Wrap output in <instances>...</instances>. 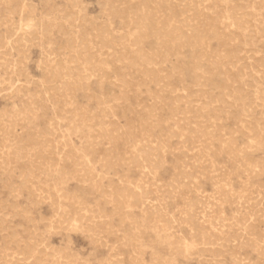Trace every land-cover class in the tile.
Listing matches in <instances>:
<instances>
[{
	"label": "rangeland",
	"instance_id": "rangeland-1",
	"mask_svg": "<svg viewBox=\"0 0 264 264\" xmlns=\"http://www.w3.org/2000/svg\"><path fill=\"white\" fill-rule=\"evenodd\" d=\"M263 238L264 0H0V264H264Z\"/></svg>",
	"mask_w": 264,
	"mask_h": 264
},
{
	"label": "bare ground",
	"instance_id": "bare-ground-1",
	"mask_svg": "<svg viewBox=\"0 0 264 264\" xmlns=\"http://www.w3.org/2000/svg\"><path fill=\"white\" fill-rule=\"evenodd\" d=\"M173 17V16H172ZM171 19V18H170ZM144 20V19H143ZM223 24V23H222ZM227 24V23H226ZM134 25V24H133ZM176 25V24H175ZM174 25V26H175ZM20 26V25H19ZM135 26V25H134ZM31 28V27H30ZM170 28V27H169ZM157 30V29H156ZM243 30V29H242ZM132 32H133V30H132ZM134 33V32H133ZM131 34V33H130ZM138 36V35H137ZM191 36V35H190ZM173 39V38H172ZM133 42V41H132ZM197 42V41H196ZM198 42H200V41H198ZM9 43H10V41H9ZM133 44V43H132ZM138 50V49H137ZM165 50V49H164ZM170 50V49H169ZM76 56V55H75ZM164 57V56H163ZM118 58V57H117ZM146 58V57H145ZM164 59V58H163ZM8 61V60H7ZM18 62H20V60L18 61ZM46 62V61H45ZM197 62V61H196ZM10 63V62H9ZM148 64V63H147ZM47 66V65H46ZM83 66V65H82ZM81 66V67H82ZM97 68V67H96ZM151 68V67H150ZM149 68V69H150ZM17 69V68H16ZM175 69V68H174ZM173 69V70H174ZM15 71V70H14ZM18 71V70H17ZM85 72V71H84ZM21 72H19V74H20ZM88 74V73H87ZM58 75V74H57ZM84 76V75H83ZM85 77H86V75H85ZM198 77V76H197ZM20 80V79H19ZM69 83V82H68ZM71 83V82H70ZM67 84V83H66ZM10 85V84H9ZM63 85V84H62ZM17 87V86H16ZM25 89V88H24ZM16 90V89H15ZM42 96V95H41ZM35 98V97H34ZM66 104V103H65ZM79 119V118H78ZM71 124H73V123H71ZM6 127V126H5ZM147 140V139H146ZM73 143V142H72ZM67 144V143H66ZM77 144H78V142H77ZM89 144H91V143H89ZM75 145V144H74ZM73 145V146H74ZM148 145V144H147ZM224 145V144H223ZM263 145V144H262ZM134 146V145H133ZM141 147V146H140ZM223 147V146H222ZM232 150V149H231ZM136 152V151H135ZM141 152V151H140ZM231 153V152H230ZM145 154V153H144ZM141 155V154H140ZM139 155V156H140ZM36 158H37V156H36ZM70 158V157H69ZM80 162V161H79ZM142 162V161H141ZM3 163V162H2ZM40 163V162H39ZM34 164V163H33ZM79 164V163H78ZM37 165V164H36ZM42 166V165H41ZM92 169H93V167H92ZM245 169V168H244ZM240 170V169H239ZM14 171V170H13ZM80 172V171H79ZM152 172V171H151ZM37 173V172H36ZM22 174V173H21ZM31 175V174H30ZM248 175V174H247ZM247 178V177H246ZM82 181V180H81ZM95 185V184H94ZM229 185V184H228ZM24 186V185H23ZM197 189V188H196ZM55 190V189H54ZM134 192V191H133ZM38 193V192H37ZM168 193V192H167ZM110 194V193H109ZM116 195V194H115ZM121 195V194H120ZM136 196V195H135ZM227 196V195H226ZM111 197V196H110ZM120 198V197H119ZM134 198V197H133ZM140 198H141V196H140ZM144 198V197H143ZM161 198V197H160ZM237 198V197H236ZM63 199V198H62ZM139 199V198H138ZM142 199V198H141ZM144 200V199H143ZM156 200V199H155ZM159 200V199H158ZM114 201V200H113ZM72 202V201H71ZM116 202V201H115ZM140 202V201H139ZM191 202V201H190ZM77 203V202H76ZM123 203V202H122ZM135 203V202H134ZM138 203V202H137ZM192 203V202H191ZM81 204V203H80ZM126 204V203H125ZM128 204V203H127ZM131 204V203H130ZM143 206V205H142ZM145 206V205H144ZM147 206V205H146ZM157 206V205H156ZM85 207V206H84ZM149 207V206H148ZM135 208V207H134ZM156 208V207H155ZM131 209V208H130ZM160 210V209H159ZM85 213V212H84ZM146 213V212H145ZM165 213V212H164ZM205 213V212H204ZM131 215V214H130ZM191 215V214H190ZM159 216V215H158ZM216 216V215H215ZM100 217V216H99ZM145 218V217H144ZM148 218V217H147ZM157 218V217H156ZM135 219V218H134ZM133 219V220H134ZM161 219V218H160ZM212 219V218H211ZM156 220V219H155ZM162 220V219H161ZM184 220V219H183ZM192 220V219H191ZM135 221V220H134ZM153 221V220H152ZM164 221V220H163ZM170 222V221H169ZM178 224V223H177ZM218 224V223H217ZM231 224V223H230ZM87 225V224H86ZM157 225V224H156ZM168 225V224H167ZM193 225V224H192ZM142 226V225H141ZM173 228V227H172ZM227 228V227H226ZM159 229V228H158ZM194 229V228H193ZM167 231V230H166ZM229 231V230H228ZM220 232V231H219ZM211 235V234H210ZM223 235V234H222ZM176 237V236H175ZM209 237V236H208ZM264 239V238H263ZM204 241V240H203ZM214 241V240H213ZM216 241V240H215ZM258 241V240H257ZM202 243V242H201ZM259 243V242H258ZM210 246V245H209ZM204 247V246H203ZM134 253V252H133ZM36 256V255H35ZM108 263V262H107Z\"/></svg>",
	"mask_w": 264,
	"mask_h": 264
}]
</instances>
